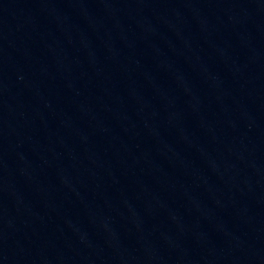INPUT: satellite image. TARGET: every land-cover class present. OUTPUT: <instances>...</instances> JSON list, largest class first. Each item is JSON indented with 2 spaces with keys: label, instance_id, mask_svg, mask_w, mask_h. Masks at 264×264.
Wrapping results in <instances>:
<instances>
[{
  "label": "water",
  "instance_id": "1",
  "mask_svg": "<svg viewBox=\"0 0 264 264\" xmlns=\"http://www.w3.org/2000/svg\"><path fill=\"white\" fill-rule=\"evenodd\" d=\"M0 264H264V202L121 210L0 241Z\"/></svg>",
  "mask_w": 264,
  "mask_h": 264
}]
</instances>
